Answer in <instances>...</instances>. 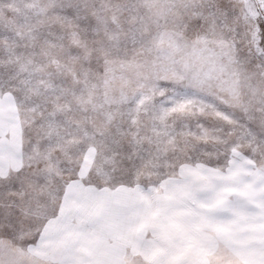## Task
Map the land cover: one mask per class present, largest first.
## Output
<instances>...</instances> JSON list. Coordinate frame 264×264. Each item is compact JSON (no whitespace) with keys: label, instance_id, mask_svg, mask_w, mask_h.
Returning <instances> with one entry per match:
<instances>
[{"label":"snow or ice","instance_id":"1","mask_svg":"<svg viewBox=\"0 0 264 264\" xmlns=\"http://www.w3.org/2000/svg\"><path fill=\"white\" fill-rule=\"evenodd\" d=\"M0 264H264V0H0Z\"/></svg>","mask_w":264,"mask_h":264}]
</instances>
